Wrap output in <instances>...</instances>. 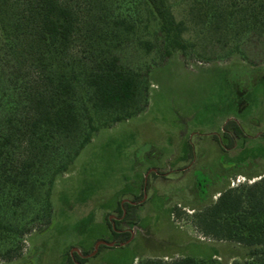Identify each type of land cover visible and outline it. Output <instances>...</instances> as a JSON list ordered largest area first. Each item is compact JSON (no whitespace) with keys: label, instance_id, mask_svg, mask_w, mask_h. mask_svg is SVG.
<instances>
[{"label":"rangeland","instance_id":"rangeland-1","mask_svg":"<svg viewBox=\"0 0 264 264\" xmlns=\"http://www.w3.org/2000/svg\"><path fill=\"white\" fill-rule=\"evenodd\" d=\"M65 1L83 24L107 7L115 16H130L135 29L116 44L117 54L125 68L143 77L148 103L135 116L102 127L52 186L36 189L19 207L1 205L14 225L30 231L19 255L10 262L0 257V264H68L77 252L92 253L95 243L89 244L104 236L109 223L130 233L125 242L117 239L114 248L134 243L107 252L104 264L119 261V256V264H128L132 256L136 264L142 256L165 255V260L215 255L223 264L244 262L250 248L205 238L193 225V209L215 202L228 187L251 184L264 175V32L246 31L232 17L229 25H206L192 0H167L176 20L187 25L188 48L165 58L158 23L145 0ZM218 2H236L239 9L257 0ZM85 34L80 32L76 44L87 52ZM144 41L155 48L147 51ZM13 66L1 62L0 72L9 75ZM10 92L5 84L0 96ZM230 121L240 126L241 137L225 129ZM46 192L55 218L42 232ZM132 200L141 208L133 213V224L124 223L118 208L126 209ZM163 205L171 210L178 205L182 213L169 215L168 221ZM106 251L89 256L88 264H99Z\"/></svg>","mask_w":264,"mask_h":264},{"label":"trees","instance_id":"trees-1","mask_svg":"<svg viewBox=\"0 0 264 264\" xmlns=\"http://www.w3.org/2000/svg\"><path fill=\"white\" fill-rule=\"evenodd\" d=\"M192 1L206 25H229L232 17L239 18L237 23L246 31L264 32V0L239 9L236 2L224 6L218 0ZM145 2L158 23L164 57L186 51L187 25L176 20L167 0ZM127 17L115 16L107 7L83 24L65 0H0V63H13L15 68L6 76L0 72V94L5 84L11 91L0 96V109H5L0 115V257L5 261L19 255L30 229L14 225L1 205L19 207L36 189L42 192L52 186L102 127L127 120L146 107L143 77L125 68L117 54L116 44L135 29ZM81 31L89 35L87 52L76 44ZM142 45L149 52L155 48L150 41ZM225 129L243 135L236 121L228 122ZM45 195L48 203L42 232L55 218L50 192ZM178 207L171 210L172 216L181 215ZM125 208L126 214L123 208L119 213L129 221L138 205L126 204ZM193 211V225L205 238L250 248L244 262L234 264H264V175L251 184L226 188L215 202ZM113 235L115 241L124 237L120 242L130 237L114 229ZM216 259L215 255L170 260L142 257L137 264H223ZM86 262L78 253L68 259V264Z\"/></svg>","mask_w":264,"mask_h":264},{"label":"crops","instance_id":"crops-1","mask_svg":"<svg viewBox=\"0 0 264 264\" xmlns=\"http://www.w3.org/2000/svg\"><path fill=\"white\" fill-rule=\"evenodd\" d=\"M121 202H119V199H118V201L116 202V204L118 205V204H120ZM129 204H132V205H135V204H137L138 205V209L137 210H139L140 208H141V204H138L139 202H136V201H134V200H132V202H128ZM105 208V207H104ZM108 208V207H107ZM119 208H122L121 207V205H120V207ZM119 208H118V212H119ZM163 208H164V210H165V212H166V215H167V220H168V218H169V215H171V209H168L167 208V206H165V205H163ZM134 214H132V216H131V219L129 220V221H125L124 220V223H128V224H133L134 223ZM94 220V219H93ZM169 221V220H168ZM103 225V224H102ZM104 227H105V225H103ZM114 227H115V225L114 224H110L109 223V225H108V228H106V233L104 234V236H102L101 238H97L95 241H93L91 244H89V246L90 245H92L93 243H95L94 244V250H93V252L92 253H90V254H87L88 252L87 251H85V255L86 256H84L83 258H85L86 260H87V262H86V264H88V262H90V260H88L89 258V256H93L94 254H96V252L98 251H102V250H107L105 253H104V255H102V259L99 261V264H104V263H107V262H109L108 260H107V252H109V251H112V250H115V249H127L128 247H130L134 242H130V240H128L125 244H122L119 248H114L113 246H108V245H106L105 243H102V242H106V243H114V241H115V238H114V235H113V229H114ZM123 230V229H122ZM123 231H125V230H123ZM125 232H122L121 234H124ZM84 245H85V243H84ZM122 255V254H121ZM168 256L169 255H165V256H163L164 258H168ZM191 256H195V255H191ZM143 257V256H142ZM196 257H199L198 255H196ZM119 258H120V260H121V258H122V256H119ZM113 260V259H112ZM119 260V261H120ZM136 260H137V258L136 257H134V256H132V257H130V259L128 260V264H135V262H136ZM104 261H106V262H104ZM119 261H117L116 259H115V262L113 263V264H119L120 262ZM137 264V263H136Z\"/></svg>","mask_w":264,"mask_h":264},{"label":"flooded vegetation","instance_id":"flooded-vegetation-1","mask_svg":"<svg viewBox=\"0 0 264 264\" xmlns=\"http://www.w3.org/2000/svg\"><path fill=\"white\" fill-rule=\"evenodd\" d=\"M127 204H129V203H127ZM135 205H137V204H135ZM122 208H123V210L125 211V214H126V209H124L123 205H122ZM125 214L121 215V218H122L123 222H124V216H125ZM116 222H117V221H116ZM114 230H115L118 234H121L122 232H124L122 229H118V228H116V227H114ZM114 242H115V241H114ZM77 253L80 255L81 258L84 257V256H81V254H80L79 252H77ZM84 259H85V258H84ZM30 263H32V261H31ZM30 263H28V264H30Z\"/></svg>","mask_w":264,"mask_h":264},{"label":"water","instance_id":"water-1","mask_svg":"<svg viewBox=\"0 0 264 264\" xmlns=\"http://www.w3.org/2000/svg\"><path fill=\"white\" fill-rule=\"evenodd\" d=\"M102 243H105L108 246H113L114 245V243H106V242H102Z\"/></svg>","mask_w":264,"mask_h":264}]
</instances>
